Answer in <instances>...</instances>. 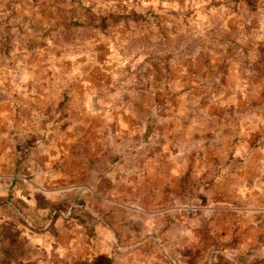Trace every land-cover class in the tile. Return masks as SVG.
Instances as JSON below:
<instances>
[{"label": "rangeland", "instance_id": "374dc122", "mask_svg": "<svg viewBox=\"0 0 264 264\" xmlns=\"http://www.w3.org/2000/svg\"><path fill=\"white\" fill-rule=\"evenodd\" d=\"M0 264H264V0H0Z\"/></svg>", "mask_w": 264, "mask_h": 264}]
</instances>
